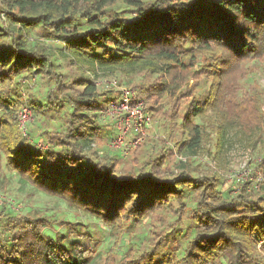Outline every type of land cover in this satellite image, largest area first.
<instances>
[{
  "label": "trees",
  "instance_id": "obj_1",
  "mask_svg": "<svg viewBox=\"0 0 264 264\" xmlns=\"http://www.w3.org/2000/svg\"><path fill=\"white\" fill-rule=\"evenodd\" d=\"M253 75L264 0H0V165L111 236L0 204V264H264ZM116 87L137 92L158 136L99 156ZM234 135L254 141L253 181L226 180Z\"/></svg>",
  "mask_w": 264,
  "mask_h": 264
},
{
  "label": "rangeland",
  "instance_id": "obj_2",
  "mask_svg": "<svg viewBox=\"0 0 264 264\" xmlns=\"http://www.w3.org/2000/svg\"><path fill=\"white\" fill-rule=\"evenodd\" d=\"M253 78L257 82L258 87H260V89L264 92V76L253 75ZM125 89L132 90L130 88ZM140 101L144 102L141 99ZM144 104L146 111L151 116L148 110V105L145 102ZM261 110L264 113V95L261 100ZM32 120L29 122V124L32 122ZM151 120L152 127L147 131V137L144 141L142 140L143 142L141 141V144L146 142V139H153L154 137L158 136L153 127L152 116ZM106 123L109 124L108 122ZM109 127L111 128L112 126L109 125ZM253 143L254 141H246L245 139H241L238 135H234L232 137V143L229 145L230 152L227 155L228 157L226 158L225 165H223L226 166V168H224L228 170L226 173V180L228 183H232L234 179H239V181L243 182L254 180L251 176L253 173L251 170V162L253 161L251 147ZM95 146L97 147L95 150H97V154L99 156H107L106 151L109 150V148L105 142H97L95 143ZM109 151L112 152V150ZM178 158H180V156H178ZM198 161L201 163H206L208 159L205 157L204 153H200ZM210 162L211 161L209 159V163ZM212 164L213 163H210V165ZM242 184H246L247 187L249 186L248 183H237L234 185L238 188V185ZM0 204L8 206L14 213L23 215L26 213L39 212L40 214L52 215L59 219H65L69 222L76 223L81 227L86 225V228L89 230H91L94 226H99L98 230H94L97 233L99 241L101 243H105L107 240L111 239L108 230H101V228H103L101 223L92 220L82 212H78L75 209L66 206L61 201L49 198L44 193L31 187L29 184L22 182L18 174L12 171H7L6 167H3L2 165H0ZM48 232L52 234L51 231Z\"/></svg>",
  "mask_w": 264,
  "mask_h": 264
},
{
  "label": "built area",
  "instance_id": "obj_3",
  "mask_svg": "<svg viewBox=\"0 0 264 264\" xmlns=\"http://www.w3.org/2000/svg\"><path fill=\"white\" fill-rule=\"evenodd\" d=\"M112 85L116 86L115 82ZM116 88L118 91L115 98L102 113L103 119L110 123L115 130V135L107 144L108 148L125 156L131 149L140 145L142 140H145L147 131L152 127V120L145 109L144 102L138 98L137 92ZM31 115V111L27 107H23L19 112V126L24 135L25 125L32 120Z\"/></svg>",
  "mask_w": 264,
  "mask_h": 264
}]
</instances>
